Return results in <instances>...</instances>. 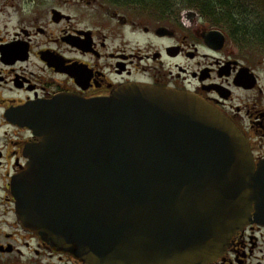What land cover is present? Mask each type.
I'll use <instances>...</instances> for the list:
<instances>
[{
	"label": "water",
	"instance_id": "95a60500",
	"mask_svg": "<svg viewBox=\"0 0 264 264\" xmlns=\"http://www.w3.org/2000/svg\"><path fill=\"white\" fill-rule=\"evenodd\" d=\"M213 41L212 39H208ZM28 125L41 142L15 178L24 228L84 264H208L257 204L264 163L202 97L129 84L110 97H58Z\"/></svg>",
	"mask_w": 264,
	"mask_h": 264
},
{
	"label": "flooded vegetation",
	"instance_id": "af4514ba",
	"mask_svg": "<svg viewBox=\"0 0 264 264\" xmlns=\"http://www.w3.org/2000/svg\"><path fill=\"white\" fill-rule=\"evenodd\" d=\"M126 2L0 0V264H84L23 227L13 190L27 147L41 141L28 123L58 97L99 100L129 84L190 92L244 133L256 170L264 163V69L197 12ZM259 214L254 204L251 221L208 264H264Z\"/></svg>",
	"mask_w": 264,
	"mask_h": 264
},
{
	"label": "trees",
	"instance_id": "16d2710c",
	"mask_svg": "<svg viewBox=\"0 0 264 264\" xmlns=\"http://www.w3.org/2000/svg\"><path fill=\"white\" fill-rule=\"evenodd\" d=\"M120 1L123 2L127 0ZM131 1L145 4L150 9L152 8L162 13H169L177 10V7H174L177 3H174L175 0ZM242 4V0H188L186 3L184 2V6L197 9V11L209 17L216 26L226 29L228 27L229 30L233 31V36L239 43L253 44L254 42H258L264 45V28L260 27L252 30L250 27L241 24L243 17L248 15L243 12Z\"/></svg>",
	"mask_w": 264,
	"mask_h": 264
},
{
	"label": "rangeland",
	"instance_id": "374dc122",
	"mask_svg": "<svg viewBox=\"0 0 264 264\" xmlns=\"http://www.w3.org/2000/svg\"><path fill=\"white\" fill-rule=\"evenodd\" d=\"M187 1L188 0L174 1V3L177 2L176 6L174 5V7H177L176 11L179 14L182 15L188 12L189 13L193 12V14H196L195 12H197L198 14H200V17H202V20L204 22L213 25V21L206 15L197 11V9L187 8L186 6H184V2L186 3ZM130 2L132 1L127 0L126 3H130ZM242 2H243L242 4L243 12H245V14L248 15L243 17L241 24L250 27V29L252 30L258 29L260 27L264 28V25H262L264 24V0H242ZM151 11L154 12L155 10L151 8ZM221 28L227 31L228 34L231 36V42H230L231 46L234 49H237L240 55H242L244 58L253 60L260 67V69L262 68L264 69V45L258 42H254L253 44H246L243 42L239 43L238 41L235 40V37L233 36V31L229 30L228 27L227 29L224 27Z\"/></svg>",
	"mask_w": 264,
	"mask_h": 264
}]
</instances>
